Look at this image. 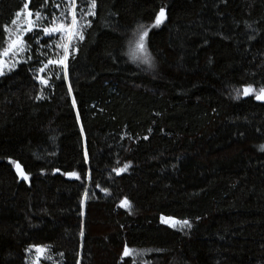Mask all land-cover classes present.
Here are the masks:
<instances>
[{
	"label": "trees",
	"instance_id": "16d2710c",
	"mask_svg": "<svg viewBox=\"0 0 264 264\" xmlns=\"http://www.w3.org/2000/svg\"><path fill=\"white\" fill-rule=\"evenodd\" d=\"M25 3L39 26L70 24L66 0H0V51L23 31ZM96 5L78 21L67 80L59 66L39 74L66 42L39 29L0 75V264H31L33 245L47 264H131L125 245L158 250L149 264H264V101L243 95L264 87V0ZM89 6L76 0L78 16ZM162 6L155 67L134 64L129 40Z\"/></svg>",
	"mask_w": 264,
	"mask_h": 264
},
{
	"label": "snow or ice",
	"instance_id": "6c2138e0",
	"mask_svg": "<svg viewBox=\"0 0 264 264\" xmlns=\"http://www.w3.org/2000/svg\"><path fill=\"white\" fill-rule=\"evenodd\" d=\"M66 2L72 5V8L69 12V15L71 16V22L68 25H65L64 23H60L58 25L53 23L51 27L37 25L36 22L45 19V17L42 15L40 11H36L35 13H33V11L29 9L28 3H25L23 5V10L17 11L15 13L16 17H20L21 15H25L27 17V26L23 29L22 32L18 31L15 38L10 40L7 47H5L3 51H0V75L3 74V67L5 64L3 57L11 56L15 63H19L20 61L16 60L15 57L21 53H25L30 48V45L24 39V35L33 33L36 29H39V31L42 32L46 36H50L52 33H66L67 42L58 43L56 47L61 48L63 50V54L62 55L58 54L59 56L58 59H52V58L47 59L46 63H44L43 61H40V63H42L43 66L39 68L38 71L40 73H44L46 69L49 68V66H59L64 73L62 78L65 80L68 79V63L67 62L71 54L70 53L71 41L73 38L77 36L79 37L80 40L84 39L83 34L77 28L78 21L79 19H82L87 15H95L92 9H95L97 5H96V0H90V6H89L88 11L87 12L81 11L80 15L78 16L77 9L75 7L76 0H66ZM56 7L59 8V5H56ZM33 16L35 17V19H33ZM165 19H166V9L165 7L162 6L159 8V11L155 13L154 23L148 26H146L143 23L138 24L136 31L133 33V39L129 40V44L134 45V50L141 54L140 59L142 60V62L146 63L150 68H154L155 65H154V58L152 57L151 52L148 48L149 32L152 28L158 27L159 25H161ZM11 23L13 25H16L17 20L13 19ZM87 26H90V21L87 22ZM4 30L8 31V25L4 26ZM38 34L39 32L37 33V35ZM33 39H35V37H33ZM46 46L47 45H44V47ZM29 59H31V57H29ZM36 78L40 81L41 84L48 86V80L45 79L44 76H37ZM57 78H61V77L58 76ZM253 91H255L253 86L251 85L245 86L243 90V95L247 96ZM68 92L69 94L72 93L71 84H69L68 86ZM239 95H240L239 90H237V96ZM256 99L264 100V87L259 88L258 94L256 95ZM72 104L73 106H75L76 104V101L74 98L72 100ZM81 131H83V129H81ZM145 139H147V137H145ZM261 150L264 151V145L261 146ZM84 159L85 161H87L88 159V154L86 151L84 154ZM11 163L14 164L18 170L20 169L21 166L16 161L13 160L11 161ZM122 170L123 169H113V171H122ZM57 171L59 170L57 169ZM20 175L22 176L24 180L28 179V175L25 174L23 171L20 172ZM67 175L75 177L77 180L81 179V176L77 174L76 172H69L67 173ZM88 175L90 178V173ZM97 187H99L98 184H97ZM87 195L88 193L87 191H85V196ZM123 204H127V201L125 200ZM181 223L184 225H188L189 221L185 220V221H182ZM80 234L83 235V231H81ZM32 247L35 248L38 254L37 264H39V259L43 256V254L47 251V249L44 246H39V245H33ZM123 255L125 257L129 255V249L127 245L124 246Z\"/></svg>",
	"mask_w": 264,
	"mask_h": 264
},
{
	"label": "rangeland",
	"instance_id": "374dc122",
	"mask_svg": "<svg viewBox=\"0 0 264 264\" xmlns=\"http://www.w3.org/2000/svg\"><path fill=\"white\" fill-rule=\"evenodd\" d=\"M72 8V6H71ZM70 22H71V16H70ZM27 26V17H26V25L25 27ZM25 27H21L22 28H25ZM61 34H65L66 36V42H67V34L66 33H61ZM133 53L131 56H130V59L131 61L134 63V64H141L142 63V60L140 59V56L141 54L137 51L134 50L133 48ZM10 57V56H9ZM9 57H3L4 61H5V64H4V67H3V73H5V70L6 69H11L13 67L12 65V61H13V58L11 57V61H7L9 59ZM17 60V58H16ZM145 64V63H144ZM142 65V64H141ZM143 66V65H142ZM39 74H41L39 72ZM258 92L257 91H253L251 92L249 95H257ZM264 101V100H262ZM125 212L131 216V217H134V216H137L140 212L139 208L134 206V205H131V206H127V208L125 209ZM163 223H165L166 225H169L171 226L173 229H175L176 231H179L183 234H186L190 228L189 224L188 225H184L182 224L181 222L179 221H175V220H172V219H163L162 220ZM129 255L126 257V259H128L131 264H149L148 263V258L151 256V255H154V254H157L159 253L158 250L156 249H131L129 248ZM37 252L34 251L33 253H31V264H37ZM48 263V260L46 259V257L43 255L40 259H39V264H47ZM50 264H52L51 262H49Z\"/></svg>",
	"mask_w": 264,
	"mask_h": 264
},
{
	"label": "water",
	"instance_id": "95a60500",
	"mask_svg": "<svg viewBox=\"0 0 264 264\" xmlns=\"http://www.w3.org/2000/svg\"><path fill=\"white\" fill-rule=\"evenodd\" d=\"M15 171L16 172H18V169L16 168V166H15ZM127 201V204H123V202L124 201ZM131 205H133L129 200H127V199H123L119 204H118V208L121 210V211H123V212H125V209L127 208V206H131ZM167 220V219H166ZM173 220V219H172ZM165 224V223H164ZM129 249V248H128ZM130 250V249H129ZM122 257L123 258H126L124 255H122Z\"/></svg>",
	"mask_w": 264,
	"mask_h": 264
}]
</instances>
